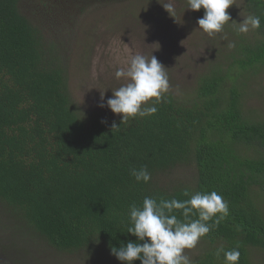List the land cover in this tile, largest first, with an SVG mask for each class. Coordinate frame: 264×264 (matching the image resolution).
Instances as JSON below:
<instances>
[{
    "label": "trees",
    "instance_id": "obj_1",
    "mask_svg": "<svg viewBox=\"0 0 264 264\" xmlns=\"http://www.w3.org/2000/svg\"><path fill=\"white\" fill-rule=\"evenodd\" d=\"M22 2L0 0V264H125L111 247L138 239L127 233L129 205L185 200L186 190L216 191L229 206L194 264H225L221 247H238V264H253L251 249H264V117L253 116L246 96L263 95L249 84L264 80V0H245L260 27L230 62L198 73L183 93L191 98L170 89L156 114L124 125L105 102L85 105L71 87L65 45L73 41L63 31L72 8L50 0L28 12ZM33 12L47 13L60 34ZM193 13L199 26L204 9ZM144 166L151 181L137 183L131 170Z\"/></svg>",
    "mask_w": 264,
    "mask_h": 264
},
{
    "label": "rangeland",
    "instance_id": "obj_2",
    "mask_svg": "<svg viewBox=\"0 0 264 264\" xmlns=\"http://www.w3.org/2000/svg\"><path fill=\"white\" fill-rule=\"evenodd\" d=\"M104 1L62 0L72 8L66 19L69 28L63 31L65 36L71 34L73 41L72 46L69 43L65 45V48L68 47L65 58L68 59L70 84L85 105L105 102L107 106V99L113 95L112 90L125 83L116 79V70L126 68L136 54L149 58L153 54L167 64L168 69H172L170 77L174 78L170 82V91L175 96L178 94L187 99L188 94L183 93L193 90V80L205 66L215 61L230 62L226 60L231 59L237 45L248 41L252 35L237 31V23H242L247 16L243 10L245 0H233L234 4L227 9L231 20L237 22L230 21L227 27H232L231 30L213 35H208L195 24L196 16L188 9L187 0H127L111 4ZM48 3H51L50 0H46L45 4L23 0L22 5L32 12L31 7L43 10V5ZM168 4L173 5L171 13L164 7ZM33 14L39 23L40 20L44 21L43 29L50 23L47 13ZM28 16L32 19V13ZM73 16L77 21L76 26L71 20ZM163 20H168L172 28L163 27ZM53 23L51 20L49 27L59 35L60 28ZM230 44L234 47H229ZM255 81L250 82L249 88L256 87L263 95L247 94L246 105L256 107L250 110L253 116L263 118L264 80L253 84ZM188 85H192L191 88ZM202 248L204 243L199 241L196 248L189 250L190 256H197ZM251 251L253 264H264V249L252 248Z\"/></svg>",
    "mask_w": 264,
    "mask_h": 264
},
{
    "label": "clouds",
    "instance_id": "obj_3",
    "mask_svg": "<svg viewBox=\"0 0 264 264\" xmlns=\"http://www.w3.org/2000/svg\"><path fill=\"white\" fill-rule=\"evenodd\" d=\"M188 9L200 11L204 15L197 20L199 29L208 35L223 31L231 20L227 9L233 0H187ZM171 13L172 4L164 6ZM237 23L235 21H232ZM260 17L248 15L244 17L237 31L247 33L260 27ZM229 47H234L230 44ZM117 80L125 83L112 90L113 95L107 99V107L115 114L121 115L124 125L130 119L147 117L157 113L156 104L164 100L170 90L169 76L166 67L151 55L136 54L130 59L128 66L115 72ZM101 99H104L103 93ZM102 103L100 107H104ZM113 129L120 128L115 122ZM131 175L137 183H149L151 173L147 167L132 169ZM188 199L176 198L157 200L145 196L142 204L129 205V226L127 233L137 237V241L123 242L120 247H111V253L125 264H133L139 260L141 264H194L189 250L197 247L202 237H205L229 211L226 200L216 191L184 192ZM177 212L183 217L181 219ZM196 217V218H193ZM223 253L225 264H238L241 253L239 248L217 250L216 255Z\"/></svg>",
    "mask_w": 264,
    "mask_h": 264
}]
</instances>
